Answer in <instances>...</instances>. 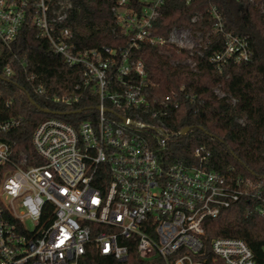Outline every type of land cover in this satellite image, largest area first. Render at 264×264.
I'll list each match as a JSON object with an SVG mask.
<instances>
[{
    "label": "built area",
    "instance_id": "built-area-1",
    "mask_svg": "<svg viewBox=\"0 0 264 264\" xmlns=\"http://www.w3.org/2000/svg\"><path fill=\"white\" fill-rule=\"evenodd\" d=\"M169 1L194 0H114L113 33L127 46L86 48L67 25L73 0H0L1 44L11 51L24 23L31 24L54 54L78 68L74 95L52 101L88 105L72 112L86 116L75 122L58 116L39 122L31 138L35 153L28 156L9 138L22 120L8 116L11 102L0 92V264H83L91 248L118 263L135 249L149 264H257L249 244L231 236L212 238L207 260L204 224L239 203L247 217L264 218V176L214 169L205 145L186 161L164 158L173 132L160 119H144L152 112L149 73L132 53L149 42L172 65L195 71V56H204L213 37L221 36L223 46L210 62L222 72L230 63L251 60L250 40L227 30L224 14L210 0V31L196 25L202 21L196 13L191 24L155 34ZM238 1L264 12V0ZM172 50L185 57L175 58ZM21 65L26 71L27 60ZM15 73L12 65L3 69L7 78ZM33 91L47 94L42 82L33 83ZM159 105L178 108V93H168Z\"/></svg>",
    "mask_w": 264,
    "mask_h": 264
},
{
    "label": "trees",
    "instance_id": "trees-1",
    "mask_svg": "<svg viewBox=\"0 0 264 264\" xmlns=\"http://www.w3.org/2000/svg\"><path fill=\"white\" fill-rule=\"evenodd\" d=\"M217 4L226 19V29L250 40L252 58L246 63H230L218 71L210 57L223 46L221 36L213 37L204 56H195L197 69L191 71L181 64L172 65L167 56L158 53L151 43L133 49V56L144 61L149 73V94L152 99V112L168 110L167 115L152 117L143 113L148 122L158 119L171 129L163 156L167 160H189L193 149L207 146L212 152L211 166L219 171L229 167L250 176H264V12L244 1L210 0ZM209 0H194L187 5L169 1L153 29L155 34L167 35L175 25L191 24V17L200 13L202 21L196 24L205 31L212 29L208 19ZM114 0H73L74 10L67 25L75 34L79 46L97 48L127 46L126 39H117L113 28L116 26L111 11ZM119 30V28H118ZM16 55V56H15ZM175 58L182 60L185 55L172 50ZM27 60L28 65H21ZM12 65L16 70L12 78L3 76V69ZM78 68L69 67L64 60L53 53L50 42L38 36V30L24 23L13 49L9 51L0 42V92L2 100H9V117L21 118V125L13 130L9 138L18 150L28 156L35 153L31 142L36 125L48 117L75 122L86 116L72 112L88 107L57 104L52 101L55 95H74L78 80ZM35 75L34 80L28 79ZM42 82L47 88L46 95L33 91V83ZM220 89L224 95H218ZM178 93L179 107L162 108L159 105L168 93ZM28 94L35 104L28 99ZM50 109L60 112L56 115L44 112ZM186 126L191 129L181 135ZM205 243L207 260L212 261L210 240L218 236H231L244 239L254 252L257 264H264V218L259 215L247 217L242 203L222 211L217 218L205 221ZM83 264H149L138 257L135 249L127 262L100 256L95 249H89Z\"/></svg>",
    "mask_w": 264,
    "mask_h": 264
},
{
    "label": "water",
    "instance_id": "water-1",
    "mask_svg": "<svg viewBox=\"0 0 264 264\" xmlns=\"http://www.w3.org/2000/svg\"><path fill=\"white\" fill-rule=\"evenodd\" d=\"M28 99L31 101V103H33V104H35L36 105V107L37 108H39V106L35 103V101H34V99L31 97V95L30 94H28ZM44 112H52V113H58V112H56V111H52V110H50V109H42ZM191 129V127L190 126H186L184 129H182L181 131H180V134L181 135H185V133H187L189 130Z\"/></svg>",
    "mask_w": 264,
    "mask_h": 264
},
{
    "label": "rangeland",
    "instance_id": "rangeland-1",
    "mask_svg": "<svg viewBox=\"0 0 264 264\" xmlns=\"http://www.w3.org/2000/svg\"><path fill=\"white\" fill-rule=\"evenodd\" d=\"M216 92L218 95L222 93V91L220 89H216Z\"/></svg>",
    "mask_w": 264,
    "mask_h": 264
}]
</instances>
